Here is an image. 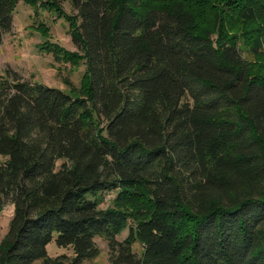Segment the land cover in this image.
<instances>
[{"label": "trees", "instance_id": "obj_1", "mask_svg": "<svg viewBox=\"0 0 264 264\" xmlns=\"http://www.w3.org/2000/svg\"><path fill=\"white\" fill-rule=\"evenodd\" d=\"M20 2L87 68L77 95L0 73V264H84L96 238L111 264H264V0H0V49Z\"/></svg>", "mask_w": 264, "mask_h": 264}, {"label": "rangeland", "instance_id": "obj_2", "mask_svg": "<svg viewBox=\"0 0 264 264\" xmlns=\"http://www.w3.org/2000/svg\"><path fill=\"white\" fill-rule=\"evenodd\" d=\"M66 15H74L70 3L64 4ZM44 22L50 28V34L42 37L36 27ZM46 40L57 43L70 52H79V48L73 42L70 30V22L64 18H59L56 14L41 11L38 16L29 5L20 2L14 15V25L10 33L4 36L3 45L0 49V73L6 69H11L21 77L40 82L46 86L56 87L65 92L77 95L83 85V77L86 72L85 63L81 62L74 66L65 62H57L53 56L40 49ZM246 51V50H245ZM247 52V51H246ZM246 57L251 58L246 53ZM117 192L102 193L100 207L106 209L113 204ZM95 195L90 194L93 199ZM13 216V207L7 205L0 214V241L7 234L10 220ZM129 233V229L118 236L119 241H123ZM96 244L100 249V256L84 264H111L110 253L107 241L104 238H96ZM134 251L140 255L142 245L136 243ZM48 256L56 258L63 255L74 256L71 248L59 247L55 239L47 246ZM33 264H43V261L36 260Z\"/></svg>", "mask_w": 264, "mask_h": 264}]
</instances>
